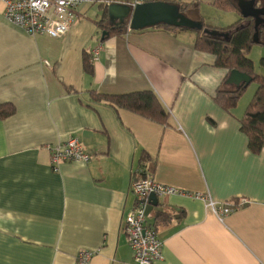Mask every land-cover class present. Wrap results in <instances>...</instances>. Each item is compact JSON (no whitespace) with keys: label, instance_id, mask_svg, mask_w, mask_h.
I'll use <instances>...</instances> for the list:
<instances>
[{"label":"crops","instance_id":"obj_1","mask_svg":"<svg viewBox=\"0 0 264 264\" xmlns=\"http://www.w3.org/2000/svg\"><path fill=\"white\" fill-rule=\"evenodd\" d=\"M194 1L184 12L193 21L226 28L242 18ZM103 9L80 8L70 30L51 39L6 21L0 2V105L14 108L0 119V264H77L81 251L93 252L88 264H135L124 221L139 169L179 191L146 209L163 244L153 264H264V148L252 154L239 123L251 84L230 113L222 110L216 91L236 87L213 56L194 49V32L108 36L97 25ZM145 91L168 125L97 99ZM69 138L92 159L54 171L48 147ZM197 194L233 211L219 221Z\"/></svg>","mask_w":264,"mask_h":264},{"label":"trees","instance_id":"obj_2","mask_svg":"<svg viewBox=\"0 0 264 264\" xmlns=\"http://www.w3.org/2000/svg\"><path fill=\"white\" fill-rule=\"evenodd\" d=\"M169 3L176 5L181 14L197 4L194 0H176ZM212 6L223 12L238 11L232 0H213ZM109 21L107 10L103 9L101 20L97 22V25L104 30L106 35L123 37L131 32L127 23L112 24ZM202 25L203 29L208 30L211 34H204L203 30L192 31L166 25H158L150 29L173 33L192 31L196 34L194 49L200 53L213 56L216 68L228 73L237 71L251 77L250 84L254 83L256 89L239 123L240 131L247 138L249 151L257 155L264 148V75L256 73L254 62L249 59L248 54L253 46H264V38H262L264 16L260 17L257 23L252 19L241 18L226 28H215L204 23ZM259 67L264 70V58L259 60ZM84 68L91 72V68L86 62ZM246 88L247 86L242 85L240 88L231 89L222 83L216 91L214 101L222 110L230 113L236 107ZM97 99L104 100L116 108L129 111L147 120L168 125L169 114L153 92L98 95ZM13 113V106L0 105V119L12 116Z\"/></svg>","mask_w":264,"mask_h":264},{"label":"built area","instance_id":"obj_3","mask_svg":"<svg viewBox=\"0 0 264 264\" xmlns=\"http://www.w3.org/2000/svg\"><path fill=\"white\" fill-rule=\"evenodd\" d=\"M152 0H127L124 4L134 9L137 5ZM4 6V19L23 30L27 35L46 36L51 39L63 37L78 18V11L85 6L110 5L109 0H0ZM98 48L92 52L96 60ZM50 165L54 171L63 163H89L92 159L76 138H69L63 143L48 147ZM130 193L134 205L124 221V232L135 264H153L162 259V242L157 238L153 228L146 224V209L149 197L157 199L178 194L175 188L155 182L144 169H139L132 176ZM204 200L209 210L219 221L228 216L233 209L227 204L215 203L209 197L194 195ZM241 204L246 201L241 200ZM93 256L91 251H81L76 259L77 264H88Z\"/></svg>","mask_w":264,"mask_h":264},{"label":"water","instance_id":"obj_4","mask_svg":"<svg viewBox=\"0 0 264 264\" xmlns=\"http://www.w3.org/2000/svg\"><path fill=\"white\" fill-rule=\"evenodd\" d=\"M236 8L242 19H252L255 23L264 16V11L256 8V0H237ZM107 12L111 23L123 24L126 22L128 29L133 32L166 25L192 31L203 30L204 34H211L208 30L203 29L202 23L187 18L179 12L176 5L169 2L151 1L137 5L134 9L119 3H112L107 6ZM251 81V77L247 74L231 71L226 85L240 88L242 85L248 86ZM149 201L153 205H157V198L154 195L149 197Z\"/></svg>","mask_w":264,"mask_h":264},{"label":"rangeland","instance_id":"obj_5","mask_svg":"<svg viewBox=\"0 0 264 264\" xmlns=\"http://www.w3.org/2000/svg\"><path fill=\"white\" fill-rule=\"evenodd\" d=\"M262 4H264V0H260ZM94 11H97L96 7H93ZM249 59H251L254 62L255 65V71L256 73H264V70L259 67V60L261 58H264V47L263 46H253L250 53L248 54ZM256 89V85L253 83L251 84L247 89V94L250 95L253 93ZM245 96V97H247Z\"/></svg>","mask_w":264,"mask_h":264}]
</instances>
